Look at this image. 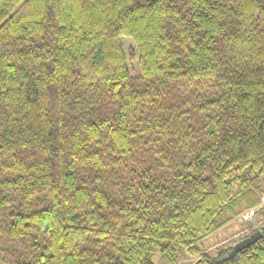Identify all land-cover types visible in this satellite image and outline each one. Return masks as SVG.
I'll list each match as a JSON object with an SVG mask.
<instances>
[{"label": "trees", "instance_id": "1", "mask_svg": "<svg viewBox=\"0 0 264 264\" xmlns=\"http://www.w3.org/2000/svg\"><path fill=\"white\" fill-rule=\"evenodd\" d=\"M261 184L264 0H0V264H264Z\"/></svg>", "mask_w": 264, "mask_h": 264}, {"label": "rangeland", "instance_id": "2", "mask_svg": "<svg viewBox=\"0 0 264 264\" xmlns=\"http://www.w3.org/2000/svg\"><path fill=\"white\" fill-rule=\"evenodd\" d=\"M132 45L133 44L130 40L128 39L124 40V46H125L126 51ZM138 72L139 71L137 70V73ZM261 185L262 187L264 186V184H261ZM263 199L264 198H262V200ZM247 211H250V210H246L245 208L241 207V210L239 211V214L234 221H232L227 226H225L223 229L219 230L218 232H216L215 234L211 235L209 238L204 240L202 242V247L204 251L213 252L214 250L220 247H235V245L242 242L244 240V236H246L248 232L251 230L248 228L249 226H251L250 221H252V219L248 218L247 220L246 218H243ZM240 215L241 216L243 215L242 219H245L244 221L240 218ZM258 220H259V223H262L264 220V216L262 215L259 216ZM154 260L157 264H166L164 260L161 258V255L159 252L155 255ZM198 260L199 259L196 257L195 258L186 257V258L179 259L177 264H196Z\"/></svg>", "mask_w": 264, "mask_h": 264}, {"label": "water", "instance_id": "3", "mask_svg": "<svg viewBox=\"0 0 264 264\" xmlns=\"http://www.w3.org/2000/svg\"><path fill=\"white\" fill-rule=\"evenodd\" d=\"M261 237H262V233L259 231L254 235L250 236L249 238L244 239L242 242L235 245L232 252L230 253V257L236 256L237 253L240 252L241 250L249 247L250 245L255 244Z\"/></svg>", "mask_w": 264, "mask_h": 264}, {"label": "built area", "instance_id": "4", "mask_svg": "<svg viewBox=\"0 0 264 264\" xmlns=\"http://www.w3.org/2000/svg\"><path fill=\"white\" fill-rule=\"evenodd\" d=\"M263 206H264V199L262 200V204H261V207H263ZM256 212H257V209H252L250 211H247L243 218H246L247 220H248V218H251L252 221H250V223H251L250 225L255 224V223H257ZM242 216H241V219H242ZM242 220L244 221L245 219H242ZM255 225H257V224H255Z\"/></svg>", "mask_w": 264, "mask_h": 264}]
</instances>
